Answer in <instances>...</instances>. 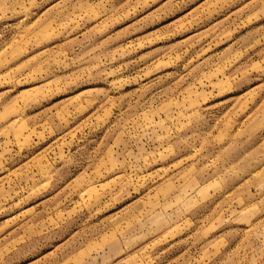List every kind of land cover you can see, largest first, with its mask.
I'll use <instances>...</instances> for the list:
<instances>
[{
  "label": "rangeland",
  "instance_id": "rangeland-1",
  "mask_svg": "<svg viewBox=\"0 0 264 264\" xmlns=\"http://www.w3.org/2000/svg\"><path fill=\"white\" fill-rule=\"evenodd\" d=\"M0 264H264V0H0Z\"/></svg>",
  "mask_w": 264,
  "mask_h": 264
}]
</instances>
